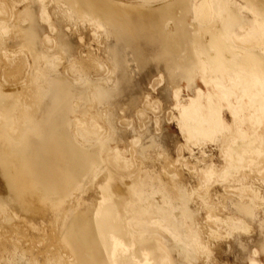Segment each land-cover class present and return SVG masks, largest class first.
<instances>
[{
  "label": "rangeland",
  "instance_id": "rangeland-1",
  "mask_svg": "<svg viewBox=\"0 0 264 264\" xmlns=\"http://www.w3.org/2000/svg\"><path fill=\"white\" fill-rule=\"evenodd\" d=\"M112 1L143 9L162 2V0H154L150 3H147L146 0ZM222 1L219 0V3H222ZM190 2L193 7H191L192 19L189 23L190 26L196 25L201 28L206 36L209 33L213 38V42L212 45L207 44L205 35L200 38L202 51L196 56L192 69L185 72L180 65L185 46L179 49L171 61L162 57L153 58L147 56V50L139 49L138 46L134 47V45L127 43L124 39L114 35L108 27L97 28L95 23L87 20V15L76 7L62 3H52V6L51 4L44 5L49 18L52 17L50 18V24L53 28L55 25L54 29L49 23L41 20V12L44 9L42 0H27L23 5L14 8L15 13L21 14L20 23L17 24V28H11L12 31L9 30L7 33L0 35V66L2 65L0 67V88L10 100H20L24 104L32 100L33 108H31L30 114L32 118H36V121L39 119L45 121L48 115L53 113L56 105L59 104L66 113L65 130L70 142L77 147L85 148V151L91 157V164L86 175H82L71 187L67 188L60 199L54 200V203H56L51 205L49 210L36 208L32 211H24L0 178V264H66L67 258L62 252V238L71 219L76 215L86 214L90 210L101 214L106 209L113 211L117 229L121 230L119 239L125 249V253H122L121 264H165L164 262L167 264H208L209 261L205 259L198 262L189 261L194 256L191 254L192 248L186 244L187 234L184 235L183 232H180L178 234L180 240L177 238L175 242H171L168 237L160 232L137 233L130 225L134 219L130 208L136 184L132 180L136 181L137 175L142 172V167L146 170L161 168L170 173L176 170L181 171L182 168L177 159L183 156V159L188 162L189 171L194 174L195 158L190 155V150L188 151L186 148L193 150V154H196V156H199V150H205L208 154L206 159L213 161L216 165L223 162L220 149L215 143L204 144L192 140L186 144V137L182 132L180 133L178 122L190 117L208 116L209 102L217 104L218 99H221L222 94L216 87L226 84L225 87L231 88L235 82L234 80H236V78L234 79L236 76L232 72V61L237 63V58L246 53L247 50L240 44L238 45V41L246 36L245 33L252 26V22L258 21L260 27L264 25V17L261 14L251 13V15L248 14L250 12L238 10V8L232 6V1L226 4V8H221L220 12L214 13L211 17L212 20L210 18V20L203 22L197 18L199 14L195 8L196 0H190ZM0 5L9 11L12 7V0H0ZM256 14L258 17L255 16ZM165 24V31H172L174 24L172 22H165ZM90 28L92 35L88 33ZM99 30L101 35L97 32ZM242 31L245 32L242 33ZM80 34H82L81 37ZM232 34L239 38L238 41H233ZM93 35L97 43L99 42L98 45L95 43L96 40L93 42ZM98 37L101 38V41ZM54 40H56V44ZM8 50H10L9 54ZM3 53L7 55L5 56ZM55 56H58L59 59ZM7 57L8 59L10 57V60ZM90 58L93 59L90 60ZM20 61V67L17 68ZM89 62L90 64L95 62V65H89ZM86 63L88 66H86ZM73 67L81 68H79L80 70L75 68L77 71L73 73L70 71V68L75 71ZM109 68L110 70H108ZM161 73L163 78L160 76ZM31 84L38 85H35L37 93L34 97H28L27 99L30 94L25 93L26 88L28 89ZM136 84L139 87L136 90L140 89L142 94L136 100L129 99L132 88ZM21 86L23 87L21 88ZM199 92L200 94H198ZM14 93L17 95L15 96ZM147 95L149 98L146 102L144 96ZM174 95L176 96L174 97ZM25 97L26 99H24ZM261 100H264L261 90L251 86L243 94L239 88L236 94L228 95L227 99L228 107L234 108V114L230 109L222 108L223 113L220 117L223 124H228L234 132L242 130L248 136L257 133L260 128L256 119L260 118L264 123V104L262 109L259 105ZM193 101L202 103V108H199V106L193 108ZM186 109L188 113H184ZM138 110L143 114L142 116H139ZM94 115L97 119L93 117ZM92 120L100 126L102 132L100 131L101 133L98 134L91 130H83L80 135H77L74 125L76 121L83 124L87 121L90 124L93 122ZM156 121L158 125L155 124ZM98 122L102 124L104 131ZM27 123L25 125H33L30 124L33 123L31 121ZM88 124L86 125L89 127ZM199 125L203 127L202 123H199ZM88 127L87 129H89ZM35 128L38 129V127ZM71 128H74V130ZM232 131L223 135L231 137L233 135ZM261 134L264 137V125L261 128ZM219 138L222 139V135H219ZM78 139L84 144H78ZM131 139H137L135 146L131 144L133 142H131ZM222 146L224 147L225 144H222ZM115 149H118L125 158L131 161L132 166L129 169L124 167L123 162L118 163L114 160L113 151ZM123 156L122 158H124ZM183 170L185 176L178 185V199L176 197L179 203L173 204L176 208L172 205L168 207L169 215H165L163 218L165 221L171 218L181 225L186 223L187 220L188 229L189 225L195 227L199 222L205 223L207 215L204 212L205 210L199 207L196 208L198 205L195 196L192 194L198 187L196 180L189 176L186 168H183ZM248 175L264 195V171L253 168L252 172H248ZM229 185L235 186L236 182L224 187L217 186L214 188L216 191L212 190V196H221L223 195L222 192H230L228 188L230 187L232 190V187ZM191 186L193 187L191 188ZM165 194L167 195L164 187L155 190L153 195L158 204H162V195ZM191 199H193L192 202ZM71 200L73 201L71 202ZM66 201L69 204H66ZM169 208L170 210L173 209L170 211ZM171 212L174 215H171ZM68 213L70 214L67 215ZM147 216L148 218L151 217ZM236 218H238L237 215ZM65 224L66 226H64ZM133 234L135 236H132ZM203 235L205 236L203 237ZM233 235L230 237L231 242L229 244L226 240H214L212 243L217 245L213 246L211 244V248L220 249L222 257L226 258L228 256L230 261H233L235 257L234 264H252L256 257L252 258L249 253L255 249L254 243L259 238L264 237L263 234L257 232L245 234L236 231L233 232ZM201 236L204 239L206 238L205 241H208V236L205 233ZM7 239L9 240L8 243ZM207 241L202 243L205 244ZM58 247L59 249H57ZM228 249H231L233 254H229ZM167 253L171 259L167 256ZM39 257L41 259L38 260ZM219 264H227V262L219 260Z\"/></svg>",
  "mask_w": 264,
  "mask_h": 264
},
{
  "label": "bare ground",
  "instance_id": "bare-ground-1",
  "mask_svg": "<svg viewBox=\"0 0 264 264\" xmlns=\"http://www.w3.org/2000/svg\"><path fill=\"white\" fill-rule=\"evenodd\" d=\"M152 1L154 0H146L147 3H150ZM231 1L232 6L234 8H238V10L240 9L246 12H250L248 14H261L264 17V1L223 0L222 3H219V0H196L195 8L197 10V13L199 14L197 18H199L200 21L206 22L210 20L214 13L220 12L221 8H226V4L230 3ZM25 2H27V0H12V7L9 11L0 5V35L7 33L11 28H17V24L20 23L19 21L21 20V14H17L13 10L15 7H17L18 5H23V3ZM42 2L43 8L45 7L44 5L51 4L52 6V3H62L71 7L78 8L79 11H82L87 15V20L95 23L97 28H101L102 26L108 27V29L114 35L124 39L127 43L134 45V47L138 46L139 49L142 48L144 50H147V56L149 57H162L165 60L171 61L178 53L179 49L182 46H185V52L182 56V60L180 61L181 68L184 72L192 69L195 63L196 56L202 51V43L200 42V38L205 35V32L201 28H198L196 25L191 27V24H189L191 23L192 19V5L190 0H162V2H158V5L155 3V6L144 9L137 6L115 3L112 0H48L45 2L42 0ZM42 10V12L40 10L41 20L49 23V25H51L52 27V24H50V18L52 17L50 16L49 18L46 8ZM257 14L255 16H257ZM56 15H58V13H56ZM39 16L40 14L38 15V17ZM165 22H172V24H174V28L172 29V31H165ZM257 22H252V26H249L250 29L248 31L246 30V36L239 41L237 40L239 38H237L235 34H232L233 41H238V45L240 44L245 49H247L246 53L237 58V63H233L232 61V72L236 76L234 77V79L236 78V80H234L235 82L232 84V87L227 88L225 87L226 84L223 85L222 83V86L216 87L218 88L217 90H219V92H221L222 94L221 99H218L217 104L209 102L210 110L208 116L204 117L200 115L197 118L190 117L178 122L180 133L182 132V134H184V136L186 137V144H188L192 140L196 142H203L204 144L215 143L216 146H218L220 149V155L223 162L219 165H216L213 163V161L206 159L208 157V154L205 150H199V156H196V154H193V150L186 148L191 152V154L189 152L188 153L195 158L196 167L194 174L193 172L189 171L187 167L188 162H186V160L183 159L182 156L180 157V159H177L180 167L182 168L181 171L176 170L173 173H170L169 171L161 168H159L158 170H146L143 169L144 167H142V172H140L138 175L136 174V181L132 180L134 181L133 183L136 182L134 187V197L130 208L131 214L133 215L134 219L132 224L128 221L127 222L130 223L132 229L137 233L145 234L148 232L157 231L168 237L171 242H175L177 240L178 234L180 232H183L184 235L187 234L186 244L190 248H192L191 254L194 256V258L189 261L198 262L201 259H205L206 261H209L208 264H219V260H222L227 262V264H234L236 258L234 257L233 261H230L228 259V256H226V258H223L220 249L211 248V244H213V246L217 245L215 243H212V241L222 239L226 240L229 244L231 242L230 237L234 236L233 232L236 231H241L245 234L257 232L258 234L260 233L264 236V195L260 191V188L258 189V187L254 185V182L248 175V172H252L253 168L264 171V137L261 134V128L263 127L264 123H262L260 118H257L256 120L259 124L260 130L252 136H248L242 130H240L239 132L232 131V128L228 124H223V121L220 117V115L223 113V107H226L228 110L230 109L232 114H234V108L228 107L227 99L228 95L236 94L239 88L241 89L242 93L245 94L247 92V89L252 86L258 90H261L264 96V25L263 27H260V25L258 24L259 22ZM88 31V33H90L92 31L91 28ZM97 32L99 33L100 30ZM244 32L245 31H242V33ZM81 35L82 34H80V37ZM99 38L100 37H98V39ZM205 38L207 44L212 45L213 38L209 33L207 34V36L205 35ZM95 40L96 39L94 38L93 42H95ZM54 42L56 44V40H54ZM82 43L84 42L82 41ZM95 43H97V40ZM98 44L99 42L97 43V45ZM8 51L9 54L10 50ZM91 59L93 58H90V60ZM8 60H10V57ZM20 64L21 61L19 62L17 68L20 67ZM92 64L95 65V62ZM92 64H90L89 62V65ZM86 66H88V64ZM204 66L206 67V65ZM0 67H2V65ZM79 68L76 69L80 70ZM70 69V71L73 73H76L77 71L76 69L75 71H72V68ZM96 70L98 69L96 68ZM108 70H110V68ZM160 76H162V73ZM259 82H261L263 86ZM25 83L27 82L25 81ZM35 85L31 84L29 85L28 89L26 88L27 91L25 93L28 92V94H30L27 96V99L28 97L32 98L36 95L37 87H35ZM22 87L23 86H21V88ZM137 88H139L138 84L133 86L131 94L129 95V99L136 100V98H138L142 94L140 89L136 90ZM198 94H200V92ZM175 96L176 95H174V97ZM144 97L146 98L147 102L149 96L147 95ZM24 99H26V97ZM241 99L243 100V98ZM31 101H28L24 104L20 100H10L0 88V178L2 179L7 190L14 195L17 202L24 211H32L36 208L49 210L51 205H54L56 203H54V200L57 201L58 199H60L63 194H65L67 188L71 187L74 182L82 175H86V172L89 169V165L91 164V157L88 152L85 151V148L77 147L70 142L65 130L66 113L63 111L59 104L56 105L53 113L48 115L45 121H42V119L36 121V118H32V115L30 114L31 108H33ZM192 103L193 108H195V106H199V108H202V103H199V101H193ZM263 104L264 100H261L259 102L261 109L263 108ZM184 113H188L187 109L184 111ZM213 113H215V115H213ZM138 114L139 116L143 115L142 113H140V111ZM75 115L77 114L75 113ZM93 117L96 118L95 115ZM28 121L33 122L30 123L33 125H25V123L28 124ZM87 121L89 122L88 119ZM92 121L93 122L90 121V124H88V122H85V124H83L79 121H76L74 125L77 135H80V132H83V130H91L94 133L98 134L101 133L102 131L100 126L96 124L94 120ZM157 121L155 122V124L157 123L158 125ZM199 123H202L203 127H201ZM86 124H88L89 127ZM100 125L102 127V124ZM35 127H38V129H36ZM87 127L89 129H87ZM103 128L104 127H102V130ZM71 129L74 130V128ZM231 131L233 133L231 137L223 135L224 133H228ZM219 135H222L223 138L220 139ZM136 140L131 139V142L133 141L131 143L133 146H135ZM80 141L78 139L77 143H81ZM222 144H225V146L223 147ZM122 154L118 149H115L113 151L114 160H116V162L118 163L123 162L124 167L129 169L132 166V163ZM122 156L124 158H122ZM201 163H203V165H201ZM183 168H186L188 170L189 176L192 179L194 178V180H196L197 182L196 185L198 187H195L196 190L192 192V194L196 198V204L198 205L196 206V208L199 207L200 209L205 210L204 212L207 215L205 223L199 222L195 225V227H191L189 225L188 229L186 219V221L184 220L186 223H183L181 225L174 222L171 218H169L168 221H165V219L163 218L165 215H169L168 207H171V205L173 206V204L179 203L177 201L179 191L177 192V190L179 188L178 185L181 183L182 178H184L185 176ZM234 182H236L235 186L229 185L232 187V190L230 189V187L228 188L230 192H222L223 195L221 196H212V190L216 191V189L214 188H216L217 186L224 187ZM160 187H164L167 193V195H162V204H158L153 195L155 190L160 189ZM192 187L193 186H191V188ZM226 190L227 189L225 188V191ZM74 198L75 196L73 197V199ZM179 200L181 199L179 198ZM192 200L193 199H191L190 201L192 202ZM72 201L73 200H71V202ZM67 203L69 204V202L66 201V204ZM173 207L176 208L175 206ZM69 209L71 210V208ZM172 209L173 208H171V210ZM69 214L70 213H68L67 215ZM172 214L173 213L171 212V215ZM147 215L151 216L152 218H148ZM236 215L238 216V218H236ZM114 217V213L111 209H106L101 212V214H97L96 211L90 210L86 214L74 216L71 219L69 226L67 227L62 238V252L67 258L66 264H121L122 253L125 249L123 248L124 245H122V243L120 242L119 236L121 235V230L117 229ZM64 226H66V224ZM204 233L208 236V241L206 240L207 243L205 244L202 243L203 241L206 242V238H203L205 235H203V237L201 236V234ZM132 236L135 235L133 234ZM201 237L202 240L204 239L203 241L201 240ZM8 242L9 240L7 241V243ZM254 244L255 249L249 253L252 258L256 257L254 259L255 261L252 264H264V237L259 238ZM6 247L8 249L7 245ZM59 247L61 248V246ZM59 247L57 249H59ZM228 250L229 254H233L231 249ZM132 256L133 254L131 255V257ZM167 256L169 257L168 253ZM40 257L38 258V260L41 259ZM164 263L167 264L166 262Z\"/></svg>",
  "mask_w": 264,
  "mask_h": 264
}]
</instances>
